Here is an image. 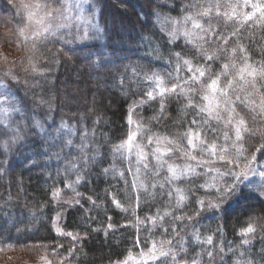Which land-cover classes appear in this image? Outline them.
Returning <instances> with one entry per match:
<instances>
[{
  "label": "trees",
  "instance_id": "obj_1",
  "mask_svg": "<svg viewBox=\"0 0 264 264\" xmlns=\"http://www.w3.org/2000/svg\"><path fill=\"white\" fill-rule=\"evenodd\" d=\"M36 1L58 10L65 5L64 0ZM116 1H91L94 7L91 4L90 7L96 9L101 27V42L80 43L73 39L75 31L71 30L64 37V43L58 37L48 36L46 40L30 43L20 56L0 59V84L7 86L4 90L15 99L20 110L10 112L7 118L0 115V226L6 221L11 223L9 229L0 228V257L6 249L18 257L48 250L62 264H120L129 254L163 239V227L170 231L175 227L187 249L186 255L181 254L178 258L179 264L193 259L198 264H237L238 260L241 264L245 260L264 264V195L259 194L264 178L249 176L253 181L249 188L255 190L252 194L246 190L239 199L233 197L230 202H225V207L197 215V202L211 198L206 195L211 189L199 185L206 181L211 184L215 171L194 176L192 182H175L176 187L185 190L186 196L177 206L176 194L173 193L171 198L167 195L168 184L164 189L158 183L153 188L152 178L148 177L146 188L140 187L138 182L134 187L127 161L121 160L113 151L137 126L143 130L137 140L141 135L180 139L190 127L195 130L191 121L199 117L187 106L184 95L178 90L159 96L160 89L149 77L153 74L163 77L170 88L175 82L169 77V73L175 75V53L191 59L194 64H205L197 48L184 37L170 42L168 33L173 27L169 18L180 20L190 14L186 6L189 9L194 4L207 7V0H143L140 4L135 0H122L124 7L116 11L123 27L116 26L109 17L108 10L116 5ZM0 3L5 8L9 6L4 0ZM237 4L240 13L250 12L248 7L235 0H220V9L230 12ZM0 11L2 13L1 7ZM10 15L11 10L8 18ZM6 18L0 16V20ZM211 22L218 35L226 37L228 43L224 44L216 35L206 37L208 42L195 43H203L208 54L216 52L219 55V59L207 61L213 75L221 71L223 63L230 62L228 57L233 48L237 63L247 56L253 66L264 65V20L254 17L247 23L226 24L214 12ZM201 23L207 27L206 19ZM118 28L125 32L120 34ZM234 31L236 34L232 35ZM220 48L227 52L217 51ZM75 50L87 52V60ZM83 61L90 69L82 68L77 72ZM111 62L115 64L110 66ZM87 73L96 81V87L110 85L108 92L113 98L108 100V108L104 105L106 98L101 96L98 106L102 110L94 112L72 96L71 92L86 85ZM188 75L186 70L180 72L181 77ZM149 90L154 92V99L146 95ZM239 109L249 112L243 106L236 110ZM210 123L217 126L215 121ZM254 123L263 127L264 116L259 115V120ZM220 127L222 129V125ZM230 135L234 139L232 131ZM207 138L211 140L213 134L208 132ZM69 139L71 145L66 144ZM254 141L243 142L246 155L255 154L258 164L264 165V147H260V152L253 150ZM217 143H224L222 135ZM182 144L187 148L186 139ZM81 145H86L83 152ZM55 149L59 150L55 153ZM85 153L89 157L87 165L83 160ZM176 156L177 162L182 163L178 159L179 153ZM24 163L28 164L29 172L23 171L21 165ZM209 167L223 171L218 160ZM235 170L239 171V168ZM120 171L124 172L123 177L119 175ZM196 171L205 169L197 168ZM164 211L185 219L180 222L166 216L163 227L160 222L154 227L148 218L157 216L158 212L162 215ZM189 216L191 222L187 219ZM203 221L208 223L202 225ZM249 225L253 226L254 232L240 238L239 233ZM190 226L193 229L187 232ZM256 228H262V232L261 237L255 239ZM193 233L199 234L201 242L193 238ZM214 233L217 236L213 237ZM208 236L213 238L212 245L203 243ZM243 240H248V244L244 245ZM221 247L223 253L219 251ZM210 250L214 252V259H209L206 254Z\"/></svg>",
  "mask_w": 264,
  "mask_h": 264
},
{
  "label": "snow or ice",
  "instance_id": "obj_2",
  "mask_svg": "<svg viewBox=\"0 0 264 264\" xmlns=\"http://www.w3.org/2000/svg\"><path fill=\"white\" fill-rule=\"evenodd\" d=\"M245 7H251L252 11L247 13H240L238 11L239 4L231 8L230 12L221 11L220 0H207L208 6L194 4L192 9L186 6V11L190 14L184 15L180 20L169 21L173 25L169 31L170 42L184 37L185 41L192 44L197 48L198 54L205 60V64L193 63L191 59H186L181 56L180 53H175V59L177 61V67L175 75L169 73V77L175 80L169 88L164 78L153 74L149 79L154 80L157 88L160 89L159 95H164L166 92L179 93L184 95L187 100V106L196 111L197 117L191 121L192 125L196 128L193 130L191 127L181 135L180 139H171L167 136H147L141 135L137 140L136 133L130 132L127 139L118 144L114 148V153L119 154L121 160L127 161V171L133 176V186L137 185L146 188L145 180L148 177L152 178L151 187L155 188L157 183L161 189H164L165 184L170 186V190L167 191V195L171 198L173 193L176 194V204L179 206L185 199V190L175 186L177 181H191L194 176L207 175L208 172L215 171L216 175L213 178V182L209 184L207 181L203 185H199L200 188H209V195L211 198L204 200L201 199L197 203L199 205L196 214L199 215L204 211H217L225 202H230L231 198L235 197L239 199L240 196L246 193L252 194L255 190L249 188V185L253 183L249 179V176H259L264 178V165H259L255 154L251 158L246 155L247 149L244 148L243 132H250L247 127L246 121L236 111L238 106H243L249 109L250 112H255L257 115L264 116V65L253 66L248 62L247 56L241 57L239 63L236 61L235 53L236 49L231 50V56L228 57L230 62L223 63L221 71L212 74L211 64L207 61H215L219 59V55L216 52L208 54L203 47V43L197 44L196 41L208 42L206 37L210 35H216L218 39H222L224 44L228 43V39L222 35H218L216 26L212 24L213 13L217 17H222L225 23L235 22L237 24L247 23L252 21L254 17L259 20H264V3H254L250 0H242ZM27 7V6H25ZM39 10L41 5H35ZM45 9L44 17H41L38 23L44 25L41 31L35 33L33 37L34 41L38 39L46 40L49 35H55L56 30L63 27H68V23L71 18L66 15L67 9L64 12L52 11L47 9V5L43 6ZM81 6L77 5L79 9ZM258 14V15H257ZM36 15L35 12H29L28 18L31 20ZM56 15L62 17V23L53 26L50 22L45 24V18L49 20ZM207 20V27L201 20ZM91 25V21H88ZM191 25L189 28L188 25ZM199 30V32H197ZM239 29L237 28L236 31ZM235 31L232 35H235ZM75 40L79 35V38H89V32L87 29L83 30L81 35V29L76 27V32L72 34ZM217 51L227 52V49L220 48ZM244 51L243 48L240 49ZM187 71L190 75L187 77H181V71ZM223 78V79H222ZM198 85V87H196ZM0 87H7L0 84ZM155 91V89H154ZM146 95L149 99H154L153 92H147ZM259 96V101L257 97ZM0 97L5 99L0 100V104L8 105L5 92H0ZM20 110L11 107H0V113H3L5 117L10 112H19ZM256 119V116L253 117ZM211 121H215L216 127H213ZM222 125V129L221 126ZM38 128H42L41 125H35ZM141 126H137L136 132H142ZM230 131L234 132L233 136L230 135ZM211 132L213 138L209 140L207 133ZM203 133V135H202ZM221 135L223 136L224 143L218 144ZM19 139V136H16ZM146 139V143H145ZM186 139L187 148H184L182 140ZM67 145H71L72 141L69 139L66 142ZM86 145H81V152H83ZM264 147V145H262ZM260 152L261 149H256ZM179 153L178 159L183 161L177 162L176 154ZM151 158V159H150ZM215 158V159H212ZM94 160L95 157L93 156ZM85 165H87L89 157L85 153L83 155ZM221 162L223 171L219 169H213L209 165L214 164L216 161ZM194 162V163H193ZM243 164L241 168L240 165ZM232 165V167H228ZM197 168H204L205 171L197 172ZM239 168V171L235 169ZM115 171V169H113ZM108 169H105L107 172ZM162 173H166L161 176ZM119 175L124 176V172L120 171ZM71 187V185H68ZM260 195H264V181H262ZM55 196L56 193H53ZM77 195H79L77 193ZM115 202V201H114ZM117 206H119L118 202ZM166 216H172L173 220L183 222L184 216H175L168 211H164L161 215L159 212L157 216L150 217L153 226H157L160 222V226L163 227V220ZM191 222V217H187ZM252 225H249L244 229L243 234L247 235L254 232ZM164 238L160 241H153L151 246L147 250H141L137 257H133L129 254L128 259L120 262V264H128V260H136L137 264H179V257L181 254H185L187 249L184 244L185 241L182 237H179V232L175 227L169 230L168 227H163ZM68 235H71L69 233ZM193 238L197 242L200 241L198 233L192 234ZM203 243L208 245L213 244V238L208 236ZM244 245L248 244V240H243ZM231 250V249H230ZM221 253L224 252V248L219 249ZM209 259H214V252L207 251ZM243 257L244 253H240ZM184 264H198L196 259L191 261H184ZM237 264H241V261H237ZM243 264H253L251 260L243 261Z\"/></svg>",
  "mask_w": 264,
  "mask_h": 264
},
{
  "label": "rangeland",
  "instance_id": "obj_3",
  "mask_svg": "<svg viewBox=\"0 0 264 264\" xmlns=\"http://www.w3.org/2000/svg\"><path fill=\"white\" fill-rule=\"evenodd\" d=\"M6 3H8V7L5 8L3 6V4L0 3V7L2 9V13L0 11V16H5L7 17L5 20H0V59H5L8 57L11 58H15L17 56H20L26 49V46L30 45V43H37L38 40L33 39V37L35 36V33L38 31H41V29L43 28L44 25L38 23L39 19L41 17H44L45 15V9H44V3H40L36 0H4ZM64 7L62 10H58L54 9L53 7H50L47 5V9L48 10H52V11H57L58 12H64L65 9H67L66 15L69 16L71 18L70 22L68 23V27H63V28H59L56 30L55 35H49L50 37H58L57 39L61 42L64 43L65 39L64 37L71 31L74 30L76 32V27L79 26L81 29V35L83 30L87 29V31L89 32V38L87 39H82L79 38V35L77 36L76 40L80 43L83 42V44L85 43H93V42H101V27L100 24L97 20L98 16L96 14V9H92L90 7V4L93 6L92 4V0H64ZM141 1L143 0H135V3L140 4ZM235 1H239L243 4L242 0H235ZM254 2V3H264V0H250V3ZM41 5V8L39 10L36 9L35 5ZM122 4H125L124 1L122 0H117L116 1V5L112 6V8H109V12L110 15L109 16L111 19H113L115 22L114 24L120 27H123V21L118 19L119 17H117V11L118 9H121V7L123 8L124 6ZM77 5H80L81 7L78 9ZM27 6V7H25ZM244 6V5H243ZM94 7V6H93ZM245 7V6H244ZM249 11L251 12L252 9L249 6ZM11 10V15L8 18V14L10 13ZM117 10V11H116ZM29 12H35L36 15L29 20L28 18V13ZM258 15V14H257ZM14 20H13V19ZM10 19V20H9ZM88 21H91V25L88 23ZM51 23L53 26L62 23V17L60 15H56L55 17L51 18L49 20V18H45L44 23L48 24ZM118 23V24H117ZM125 29L118 28V32L121 34V32H125ZM124 34V33H123ZM125 38V37H124ZM76 53L80 54L84 60H87V52H85L84 50H75ZM150 53V52H147ZM101 58H104V55H100ZM69 60V59H68ZM89 60V58H88ZM110 66H113L115 63H109ZM82 68H89L90 66H87L85 64V62H81L80 66L77 67V72L82 71ZM88 75V76H87ZM75 78V77H74ZM86 85H82L83 87H80V89L71 92L73 97H76L77 99H75L76 101H78L79 103H86L87 104V108L89 111L94 112L95 110H102V108L99 109L98 106V102H99V98L101 96V98L105 100V109L108 108L110 106L109 101L111 100V98H113V96L110 94L111 91V87L110 85H104V86H95L94 83L96 84V81L94 82L92 80L91 77H89V73L86 74ZM91 90H93L95 93L91 92ZM153 92L152 90H149L148 92ZM0 92H5L6 93V98L8 100V105H3L0 104V107H11L14 106L15 108H17V103L15 101V99L9 94V92L7 90H4V87H1ZM107 92V93H106ZM154 95V92H153ZM160 96V95H159ZM5 99V97H0V100ZM109 100V101H108ZM259 101V100H258ZM143 104H145V102L143 101ZM240 116L243 117V119L246 121L247 127L251 130L250 132H243L242 135L244 137V142H249V141H253L256 143L255 147L253 148V150L258 149V148H263L262 145H264V126L263 127H257L255 120H259V115H257L255 112H248L245 109H239L236 110ZM30 110L27 109V113H29ZM3 113H0V115H2ZM256 116V119L254 120L253 117ZM137 129V128H136ZM136 129L133 131L136 133V138L138 136H140L141 132H136ZM233 132V131H232ZM234 134V132H233ZM253 140H252V139ZM47 144H50V142H47ZM59 149H55V153L58 151ZM253 155V154H252ZM250 154L249 158L252 156ZM41 158L43 159V156H41ZM151 159V158H150ZM21 166H23V171L24 172H29V168H27L28 164L24 163ZM95 169H97L98 172H100L101 175L105 176L104 171L99 170L98 167H96ZM165 175L166 173H162V175ZM94 177V176H93ZM107 177V176H105ZM145 184H146V180H145ZM139 185V182H138ZM208 197V196H207ZM208 199H210L208 197ZM246 204V203H245ZM227 204L222 205V207H225ZM249 205V204H247ZM221 207V208H222ZM207 220H209V218H206ZM221 222V221H220ZM205 225L208 223V221H203ZM192 225H195L192 224ZM224 225V224H223ZM57 226L56 224H54V227ZM11 227V223L9 221H6L5 223H3L0 228L1 229H9ZM193 229V226H190L187 228V232L191 231ZM21 230V229H20ZM59 233L61 234V236L64 237V233L62 232V230L59 228ZM257 230V234L255 235V239L258 237H261V232H262V228H256ZM249 234L244 235L243 231H241L239 233V237L240 238H244L249 236ZM217 236L216 233L213 234V237ZM152 244V242L150 243V245H147L144 249L142 250H147L148 247H150ZM141 250H139L138 252H133L131 253V255L133 257H137L138 254L140 253ZM3 254H1L0 257V264H62L60 263L61 260H58L59 258H56L53 256L52 253H49V251H44L42 253H38V254H26L23 255L21 254V257L16 256L15 254H13L12 252H10L9 250H2ZM129 255L127 257H125V259H123V261H125L126 259H128ZM128 264H137L136 260H128ZM151 264V262H150Z\"/></svg>",
  "mask_w": 264,
  "mask_h": 264
}]
</instances>
